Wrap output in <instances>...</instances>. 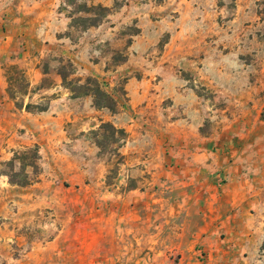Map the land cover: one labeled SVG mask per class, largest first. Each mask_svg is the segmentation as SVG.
<instances>
[{
    "label": "rangeland",
    "instance_id": "374dc122",
    "mask_svg": "<svg viewBox=\"0 0 264 264\" xmlns=\"http://www.w3.org/2000/svg\"><path fill=\"white\" fill-rule=\"evenodd\" d=\"M262 1L0 0V264H264Z\"/></svg>",
    "mask_w": 264,
    "mask_h": 264
},
{
    "label": "crops",
    "instance_id": "0c3cea01",
    "mask_svg": "<svg viewBox=\"0 0 264 264\" xmlns=\"http://www.w3.org/2000/svg\"><path fill=\"white\" fill-rule=\"evenodd\" d=\"M258 186L259 188L261 187L258 192L264 195V181ZM262 203H264V199H262ZM240 217L242 216L240 215ZM236 224H238V226L233 224L229 225V223L225 224V228L230 235L229 241L233 242V244L229 245V249L231 248V250H223L225 259L223 263L220 264H254L250 253L256 249L258 245V233L253 230L240 232L241 223L237 222ZM227 256L230 257L227 258ZM214 264H218V262Z\"/></svg>",
    "mask_w": 264,
    "mask_h": 264
},
{
    "label": "trees",
    "instance_id": "16d2710c",
    "mask_svg": "<svg viewBox=\"0 0 264 264\" xmlns=\"http://www.w3.org/2000/svg\"><path fill=\"white\" fill-rule=\"evenodd\" d=\"M262 5L264 7V0L262 1ZM100 9L105 10L103 7H101ZM261 14L264 16V9L262 10ZM14 70H15V73L17 74V78L16 77H12V76L8 77V82H9V85H10L8 90H9V93L11 94L12 98H15L14 97L15 94L12 91L13 90L12 89V81H16L17 79L21 80L22 81V87L21 88H22V90L25 89L26 92H27V90L29 88V83L27 81V77H26L25 73H22L17 68H14ZM61 76H62V78H63V80L65 82L67 80L66 76H64V75H61ZM94 85H95L94 89H88V92L89 91L92 92V94H93V96L95 98V106L97 108H104L105 107V108L112 109V104L114 103V100L111 97V95L108 92H106L105 90H103L101 88V86L99 85V83L96 82ZM86 94H88V93H86ZM26 108L30 109L31 105H27ZM105 128H110V129L113 130L114 133H111V137L115 141H123V140H125L126 133H125V131L123 129H117L116 127H114L112 124H109V123L108 124H103L101 126V129H105ZM117 135L119 136V138L115 139Z\"/></svg>",
    "mask_w": 264,
    "mask_h": 264
}]
</instances>
